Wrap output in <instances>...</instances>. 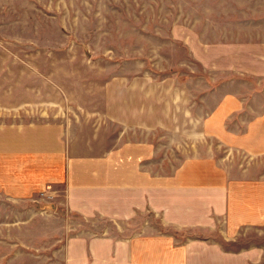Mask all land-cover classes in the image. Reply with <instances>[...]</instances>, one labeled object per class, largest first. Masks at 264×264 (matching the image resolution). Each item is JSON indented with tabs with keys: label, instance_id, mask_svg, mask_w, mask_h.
Listing matches in <instances>:
<instances>
[{
	"label": "crops",
	"instance_id": "obj_1",
	"mask_svg": "<svg viewBox=\"0 0 264 264\" xmlns=\"http://www.w3.org/2000/svg\"><path fill=\"white\" fill-rule=\"evenodd\" d=\"M228 2L0 0V264H264L263 51L129 68L116 7Z\"/></svg>",
	"mask_w": 264,
	"mask_h": 264
},
{
	"label": "rangeland",
	"instance_id": "obj_2",
	"mask_svg": "<svg viewBox=\"0 0 264 264\" xmlns=\"http://www.w3.org/2000/svg\"><path fill=\"white\" fill-rule=\"evenodd\" d=\"M241 2L142 4L136 6V9L134 6H116L120 14L126 15L125 24L131 22L128 19L130 13H138L142 32L139 50L136 53L125 54L126 66L132 68L133 61H141L148 62V68L150 63H153L162 70L173 60L182 58L183 49L176 47H182L183 37L189 35H199L200 43L207 51H211V55L214 48L221 46L235 48L238 62L250 60L249 52L252 49L264 53V0H251V2L241 0ZM108 7L113 13L114 6ZM117 23V20H111V26L116 27ZM188 39L191 37L189 36ZM101 43V39L99 41L96 38L90 39L92 45H101ZM93 56L94 59L99 58L97 64L100 66L101 54L94 53ZM79 71L91 76L87 69ZM100 71L91 70L94 72L93 75L99 74ZM206 76L210 81L208 73ZM82 90L70 88L68 92L76 96L78 93L84 94L85 91ZM212 102L213 99L210 103Z\"/></svg>",
	"mask_w": 264,
	"mask_h": 264
}]
</instances>
